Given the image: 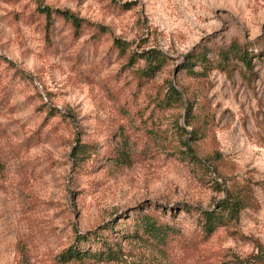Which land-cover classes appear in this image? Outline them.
<instances>
[{
    "label": "rangeland",
    "instance_id": "obj_1",
    "mask_svg": "<svg viewBox=\"0 0 264 264\" xmlns=\"http://www.w3.org/2000/svg\"><path fill=\"white\" fill-rule=\"evenodd\" d=\"M236 47L250 64L221 67ZM149 51L166 65L146 79ZM238 186L251 207L206 235ZM143 215L172 232L148 239ZM87 234L116 258L61 263ZM0 264H264V0H0Z\"/></svg>",
    "mask_w": 264,
    "mask_h": 264
},
{
    "label": "trees",
    "instance_id": "obj_2",
    "mask_svg": "<svg viewBox=\"0 0 264 264\" xmlns=\"http://www.w3.org/2000/svg\"><path fill=\"white\" fill-rule=\"evenodd\" d=\"M39 11L42 15H44L46 20H50L52 15L54 14L58 15V17L64 22L68 23L75 32L79 31L82 28L83 21L68 11L57 10L55 12H52V10H50L49 8H41L39 9ZM117 44L118 51L121 54H124L126 52V45L121 42H117ZM137 59L138 56H130V64H136ZM142 59H144L146 62V70L142 72L146 79H150L155 76L157 72L162 70L166 65L165 58L156 51H149L143 56ZM197 60L210 65V63L205 58H197ZM230 60H237L246 65L250 64V57L247 56V54L244 53V51H242L238 47L230 48L228 51L221 53L219 64L221 65V67H223L222 63H228ZM188 72L191 73L193 77L199 75L196 74V72H193L192 69H188ZM170 95L173 102L174 100H181L180 94L176 90H173ZM189 107L190 108L187 114L188 118L191 117L193 111L191 102ZM193 117L194 116H192V118ZM189 124L190 123H188V125ZM184 145L187 148V150L183 153L184 156L186 158H189L193 163L199 164L200 161L198 158H196L194 151L190 147L189 143L187 142ZM90 150L91 149L84 150L83 147H79L74 152L76 154L77 160L83 161L84 159L89 158ZM207 159L211 163V165L216 170H218V166L222 162L221 156L217 154L216 156H212L211 158L209 157ZM251 205L252 195L249 189L243 186L228 189L227 197L218 203L216 210L206 211L201 214V223L203 231L206 235L211 236L218 228L227 227L229 225L235 224L236 222H238L241 213L251 207ZM134 225V227H142V235H148V239L150 240H157L159 236H165L168 233L172 232V229L158 225L157 221L153 217L145 215H143L142 218H137V224L136 222H134ZM90 235H77L75 245L71 246L60 255V262L67 263L73 259L80 260L82 259V257L101 259L105 257V259L107 260H112L114 257L116 258L117 253L120 251L110 243L111 241L108 240V237L101 234H94L92 238L89 237ZM91 243H94V246L99 245L98 250L95 251L93 250V248L86 250L85 248H83L85 244Z\"/></svg>",
    "mask_w": 264,
    "mask_h": 264
}]
</instances>
